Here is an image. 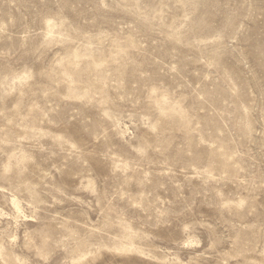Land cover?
Masks as SVG:
<instances>
[{"label": "rangeland", "instance_id": "obj_1", "mask_svg": "<svg viewBox=\"0 0 264 264\" xmlns=\"http://www.w3.org/2000/svg\"><path fill=\"white\" fill-rule=\"evenodd\" d=\"M0 264H264V0H0Z\"/></svg>", "mask_w": 264, "mask_h": 264}, {"label": "bare ground", "instance_id": "obj_2", "mask_svg": "<svg viewBox=\"0 0 264 264\" xmlns=\"http://www.w3.org/2000/svg\"><path fill=\"white\" fill-rule=\"evenodd\" d=\"M15 203V202H14Z\"/></svg>", "mask_w": 264, "mask_h": 264}]
</instances>
